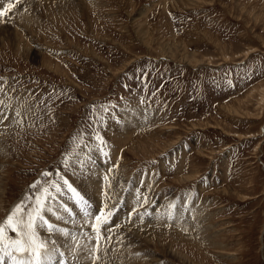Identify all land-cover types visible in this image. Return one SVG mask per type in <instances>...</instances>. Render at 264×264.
<instances>
[{
	"label": "rangeland",
	"instance_id": "1",
	"mask_svg": "<svg viewBox=\"0 0 264 264\" xmlns=\"http://www.w3.org/2000/svg\"><path fill=\"white\" fill-rule=\"evenodd\" d=\"M8 3L0 222L57 184L45 264H264V0Z\"/></svg>",
	"mask_w": 264,
	"mask_h": 264
},
{
	"label": "snow or ice",
	"instance_id": "2",
	"mask_svg": "<svg viewBox=\"0 0 264 264\" xmlns=\"http://www.w3.org/2000/svg\"><path fill=\"white\" fill-rule=\"evenodd\" d=\"M12 7L13 5L8 3L3 10H0V16L5 15L6 11ZM43 175L47 176L48 173ZM64 183L75 193V189H72L66 180ZM33 187H37V185H33ZM50 188H55L57 192L60 191V186L57 184L38 189L41 194L34 198V205L29 203L27 209L23 205H17L11 210L6 219L0 222V253H3V256H0V264H3L5 256L10 258L13 264H45V261L49 258L45 251L47 243L38 236L36 222L38 220L41 224L47 225L49 232L54 230L53 225L43 215L45 211H51V209L46 208L47 201L52 199ZM76 195L79 194L76 193ZM26 199L32 201L33 198L28 197ZM80 200L87 205L82 197H80ZM21 213H26V220ZM112 214L111 211L104 212L101 210L100 214L95 216L96 223L93 225V230L97 233L98 238L100 237V225L107 223L108 217H111ZM85 215L91 214L85 212ZM7 230L14 232L15 237L9 236Z\"/></svg>",
	"mask_w": 264,
	"mask_h": 264
},
{
	"label": "bare ground",
	"instance_id": "3",
	"mask_svg": "<svg viewBox=\"0 0 264 264\" xmlns=\"http://www.w3.org/2000/svg\"><path fill=\"white\" fill-rule=\"evenodd\" d=\"M14 2V1H13ZM5 7V6H4ZM3 7V8H4ZM10 11V10H9ZM9 13V12H8ZM9 15V14H8ZM6 16V15H5ZM7 18V17H6ZM5 19V18H4ZM1 22V21H0ZM103 175H106L105 173H103ZM109 179H106L105 178V176L103 177H101L100 178V183L102 184V185H104V184H106V183H108L109 181H108ZM75 182H77V181H75ZM101 185V186H102ZM144 185V184H143ZM86 189H88L89 191H90V189H89V187L90 186H88V185H85L84 186ZM144 189H145V187H144ZM108 190V189H107ZM100 184H99V186H94L92 189H91V197L92 198H94V197H99V195H101L100 194ZM134 191V190H133ZM145 193H146V191H144ZM108 193H109V191H108ZM55 194V193H54ZM96 194V195H95ZM104 194V193H103ZM134 194V193H133ZM141 194H143L142 192H141ZM59 196V195H58ZM105 195H102V196H100V197H104ZM57 197V196H56ZM105 198V197H104ZM135 198V197H134ZM99 199V198H98ZM107 199V198H106ZM93 201H95V200H93ZM106 201V200H105ZM97 202V201H96ZM109 204V203H108ZM127 204V203H126ZM60 207V206H59ZM55 212H56V210H55ZM53 213V212H52ZM59 213H61V211L59 210L58 211V213L56 214L57 215V217H58V215H59ZM77 214V213H76ZM54 215V214H53ZM55 215V216H56ZM54 218V217H53ZM155 218V217H154ZM58 218H56L55 220H57ZM84 219V218H83ZM70 220H73V219H70ZM50 222V221H49ZM37 223V225H39L40 223L39 222H36ZM52 223V222H51ZM55 223V222H54ZM77 223V222H76ZM80 223H81V221H80ZM75 224V223H74ZM79 224V223H78ZM45 226V225H44ZM39 227V226H38ZM41 228V227H40ZM70 228V227H69ZM122 228V227H121ZM75 229H77L76 227H75ZM75 229H71V233L73 234V236H75V239L74 240H72V239H69V238H65L64 236H63V234L61 233V235H59V237L58 238H55L56 239V243H58L61 247H62V249H64V250H69V249H73L76 253H75V255H73V260L74 261H76V263L75 264H77V241H79V235L80 234H77V232L75 231ZM79 229V228H78ZM84 229H86V228H84ZM133 229V228H132ZM139 228H137V230H138ZM40 230H42V229H40ZM124 230V229H123ZM122 230V231H123ZM44 231V230H43ZM125 231V230H124ZM132 231V230H131ZM134 231V230H133ZM38 232H40L39 230L37 231V233ZM43 233V232H42ZM46 233H47V231H46ZM50 233V232H49ZM49 233L48 234H45V235H49ZM75 233V234H74ZM124 233V232H123ZM90 234H91V232H90ZM137 234V233H136ZM51 235V234H50ZM129 235V234H128ZM42 237V236H41ZM40 237V238H41ZM72 237V236H71ZM83 237V236H82ZM43 238V237H42ZM45 238H46V236H45ZM48 238H49V236H48ZM52 238V237H51ZM42 240H44V239H42ZM44 241H46V240H44ZM103 241V240H102ZM49 244H50V242H49ZM56 245V244H55ZM108 245V244H107ZM101 246H103V245H101ZM59 247V246H58ZM61 249V248H60ZM46 250V249H45ZM62 252V251H61ZM68 252H72V250L71 251H68ZM49 254V253H48ZM68 254V253H67ZM74 254V253H73ZM51 255V254H50ZM116 255V254H115ZM114 255V256H115ZM113 256V257H114ZM118 256V255H117ZM50 258H52V257H50ZM115 258V257H114ZM70 260V259H69ZM126 260V259H125ZM131 260V259H130ZM4 261V260H3ZM47 262L49 261V258L46 260ZM71 261V260H70ZM72 262V261H71ZM114 262V261H113ZM4 263L5 264H10V262L7 260V259H5V261H4ZM50 264H51V262H50ZM100 264V263H99Z\"/></svg>",
	"mask_w": 264,
	"mask_h": 264
}]
</instances>
